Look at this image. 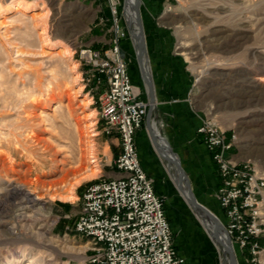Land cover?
<instances>
[{
	"label": "rangeland",
	"instance_id": "obj_1",
	"mask_svg": "<svg viewBox=\"0 0 264 264\" xmlns=\"http://www.w3.org/2000/svg\"><path fill=\"white\" fill-rule=\"evenodd\" d=\"M8 1L0 0V264H88L87 241L72 230L74 215L84 187L107 177L120 149L116 136L102 133L87 68L78 59V46L92 39L85 22L63 19L69 9L62 0H40L31 14ZM140 15L159 103L151 116L159 140L179 158L195 199L224 222L215 168L194 130L206 121L234 133L236 158L264 172V0H140ZM120 17L128 72L147 99L123 9ZM90 120L100 165L93 177L86 150ZM138 137L150 163L156 154L144 124ZM155 172L186 264H225L202 218L176 189L169 165L161 162ZM70 187L76 200L65 199ZM234 252L237 264H246ZM261 259L264 264V252Z\"/></svg>",
	"mask_w": 264,
	"mask_h": 264
},
{
	"label": "built area",
	"instance_id": "obj_2",
	"mask_svg": "<svg viewBox=\"0 0 264 264\" xmlns=\"http://www.w3.org/2000/svg\"><path fill=\"white\" fill-rule=\"evenodd\" d=\"M106 1L109 47L102 52L79 48L78 59L87 68L85 81L96 96L102 133L118 139L120 151L113 166L121 175L84 187L72 230L87 241L88 264H185L174 246L165 199L155 193L154 180L142 169L135 147L149 103L142 99L121 55L126 32L120 17L122 0ZM196 134L215 166V198L233 248L246 264H262L264 172L250 160L236 158L234 133L225 134L202 121Z\"/></svg>",
	"mask_w": 264,
	"mask_h": 264
},
{
	"label": "crops",
	"instance_id": "obj_3",
	"mask_svg": "<svg viewBox=\"0 0 264 264\" xmlns=\"http://www.w3.org/2000/svg\"><path fill=\"white\" fill-rule=\"evenodd\" d=\"M17 1L21 2V4H23V5L32 6L30 11H28L25 14H31L35 10L36 7H38V6L41 7L40 0H17ZM60 5L63 7H67L69 9L68 11H64V13L62 14V16L64 17L63 19H67L70 22H76V21L85 22L87 27H88L84 31V33H88L92 40L89 44L80 45V46H78V48H91L93 50H98V51L102 52L109 47L108 40H109L110 35H109L108 31H109L110 23L108 22L109 9H108V4H107L106 0H62V1H60ZM91 43H95V44L91 45ZM121 46H122V44H121ZM141 97L143 100L148 101V96H147V99L143 96H141ZM178 103L179 102L177 100H171L169 102V104H173V105L178 104ZM158 104L159 103H157V101L155 99V107ZM155 107H154V110H155ZM154 110H153V112H154ZM153 112H152V114H153ZM143 124H144V122H143ZM198 126H199V123L195 127L194 136L196 137V140L199 142L200 146L203 147L206 154L210 158V155H209L208 151L206 150L205 146L202 144L200 137L196 134V129ZM144 128H145V132L149 138L145 124H144ZM138 134H139V130L135 134L134 142H135V147L137 150L140 165H141L142 169L144 170V172L149 177H151L152 179H159L158 178L159 176H157L155 171L160 172L161 171V162L166 163V161H164L158 155V153L155 151V149H154V147L150 141V138H149V141L151 143V147L153 148L156 155H152V161L150 163H149V161H147V159L145 160V158L142 156L141 150L139 148L140 140H139ZM119 151H120V149H119ZM210 162L212 163L211 158H210ZM212 165L214 166L213 163H212ZM214 168H215V166H214ZM215 174H216V170H215ZM120 175H121V173H119L118 171L113 169L112 171H110L108 173L107 177H118ZM216 178H217V174H216ZM217 184H218V180L216 179L215 190H216ZM154 190H155L156 194L161 195V187L157 186L156 183L154 184ZM79 205H80V203H79ZM79 205L77 206V210H76V213L74 215V219H75V216L77 215V212L79 210ZM174 246H175V241H174ZM175 248H176V246H175ZM178 253H179V251H178ZM180 255L185 259V257L182 254H180ZM186 263L187 262L185 259V264Z\"/></svg>",
	"mask_w": 264,
	"mask_h": 264
},
{
	"label": "water",
	"instance_id": "obj_4",
	"mask_svg": "<svg viewBox=\"0 0 264 264\" xmlns=\"http://www.w3.org/2000/svg\"><path fill=\"white\" fill-rule=\"evenodd\" d=\"M129 2H130L131 6L134 10L135 20H136V24H137V28H138V50L136 51L135 59H136L137 67L139 70L140 79L146 88L147 96H148L149 107H148L147 114H146L145 119H144V124H145V127L147 129L150 141H151L155 151L158 153V155L164 161H166V163L169 166L173 165L175 167V171L177 174V179L175 181V187L178 190V192L180 193V195L186 199V201H187L186 204L189 205V207H191L197 214L198 213L202 214L200 216L201 218H203V216H204L205 218H207L212 223V228H213L212 231H214V233H216V235L218 236V246L221 250L222 256L226 260V264H237L234 248L231 244L230 238L227 236V234L225 232L223 224L221 223V221L219 219H217V217H215L212 214V212L209 209H207L205 206L200 204L195 199V197L193 195L192 196L194 198L184 196L183 184L187 187V189H189V186L187 184V179H186L185 173H184V171L180 165V162H179L177 156L170 149H169V152L171 155H173V158L171 156H166L165 154L162 153V151L159 147V144L157 143V137L158 138H160V137H159V135H156L155 132L153 131V128H152V122L153 121L151 118L152 112H153L154 107H155V92H154L152 81H150L146 77L144 69H143V58H144V56H146V48H145V35H144L143 24H142L141 15H140V0H131V1L130 0H122V9H124L125 6L127 5V3H129ZM126 25L129 28L127 22H126ZM121 55H122V57H125L123 51H122ZM189 191H190V189H189ZM190 193H191V191H190ZM211 239L213 240L212 237H211Z\"/></svg>",
	"mask_w": 264,
	"mask_h": 264
},
{
	"label": "bare ground",
	"instance_id": "obj_5",
	"mask_svg": "<svg viewBox=\"0 0 264 264\" xmlns=\"http://www.w3.org/2000/svg\"><path fill=\"white\" fill-rule=\"evenodd\" d=\"M7 4L10 5L13 9H16V11L21 10L24 13H27L32 8V6L23 5V4H21V2H19L17 0H10V1H8ZM123 15H124V17L126 19V22H127L128 26H129L130 38H131V41H132V44H133L134 55H136V51L138 50V28H137V24H136V20H135L134 10H133L130 2L127 3L125 8L123 9ZM44 30H45V27L42 28L41 35L45 34ZM44 39H45V37H44ZM49 46H53V45L50 44ZM64 51H65V53H66V55L68 57H70L72 55V51H69V50H64ZM76 67H77V64L74 63V64H72L70 66V70H71V73L74 75V79L76 81H78L79 74H78V72L76 70ZM143 69H144L146 77L151 81V78H150V75H149V67L147 65L146 56H144V58H143ZM89 123H90L89 127H88L89 128V141L87 142L86 150L88 151V156H89L88 157V164H89V168H88V172L89 173H88V175L90 177H93V176L97 175L98 173H100V165L97 162V160L94 158V155H93L94 150H95L94 139L93 138L97 135L95 133L94 129H93V126H94L93 120L92 121L90 120ZM152 128H153V131L155 132V134L158 135L157 134V128H156L154 122H152ZM90 139H91V141H90ZM157 143L159 144V147H160V149H161L163 154H165L166 156H171L173 158V155H171L170 152H169V147L165 143L161 142L158 137H157ZM178 160H179V158H178ZM169 167H170V169L173 172L171 174V176H172L171 178H172V181L175 184V181L177 179V174H176V171H175V167L173 165H171ZM73 190H74L73 187H70L68 189L65 199L75 200L74 195H73ZM183 193H184V196H186V197L194 198L192 196V194L190 193L189 189H187V187L184 184H183ZM182 198L185 200V202H187L184 197H182ZM198 215L200 217L202 214L198 213ZM202 223H203L205 229L207 231L211 232L210 236L213 238L214 244L216 246H218V236L216 235V233H214V231H212L213 230L212 223L207 218H205L204 216L202 218ZM225 264H226V260H225Z\"/></svg>",
	"mask_w": 264,
	"mask_h": 264
}]
</instances>
